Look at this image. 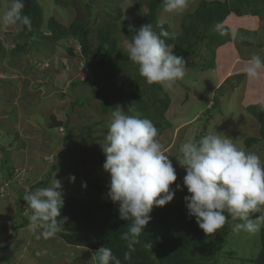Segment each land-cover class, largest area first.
<instances>
[{
  "label": "rangeland",
  "instance_id": "rangeland-1",
  "mask_svg": "<svg viewBox=\"0 0 264 264\" xmlns=\"http://www.w3.org/2000/svg\"><path fill=\"white\" fill-rule=\"evenodd\" d=\"M224 1L189 0L188 7L180 14L165 13L160 6L154 29L157 32L165 27L175 39L180 34L182 18L193 13L200 3ZM9 2L0 0V13L6 10ZM35 2L41 10L44 26L49 19H54L68 27L76 18L75 2L88 3L87 8L90 9L83 7L82 20H89L88 27L93 31L99 30L105 22L115 25V18L119 54L116 65L124 67L118 79L128 83L135 79L137 65L128 58L126 49L135 29L140 27L144 11L137 0ZM254 3L248 0L249 10L255 8ZM256 7V15L230 14L221 25L229 29L231 37L223 45L215 47L214 67L207 66L211 56L208 57L209 52L203 47L200 56L185 65L187 70L182 80L171 87L154 83L161 87V93L169 97V108L163 118L171 127L158 139L176 169L177 180L170 187L175 189L179 184L182 188L175 192L173 200L168 203L170 205L183 204L184 197L188 195L183 187L186 172L179 164V149L190 138L199 139L215 129L237 140V143L242 141L246 150L258 153L264 160V140L250 148L245 145L247 139L259 138L263 121L259 115L264 112V76L251 80L244 73L245 62L253 54L264 57V8L261 5ZM125 23L130 26V41L124 35ZM17 46L24 49L14 53ZM69 46L75 48L77 56L68 55ZM79 54L74 41H59L53 48L43 50L36 42L27 45L25 41H19L12 26L0 28V146L5 150L3 154L0 152V248L10 244L6 254L0 251V264H97L92 259L95 252L68 247L58 238H45L39 232L33 233L29 226L16 229L17 225L27 221L25 217L20 219L16 209L19 199L24 200L26 190L40 188L37 183L41 181L47 187L53 178L61 179L63 200L77 198L113 203L107 196L108 189L96 191L85 182L90 178L102 181L103 186L110 183V176L102 167L106 158L102 147L111 115L101 114L99 99L72 106L75 99L89 98L93 88L83 83L86 73ZM109 76L116 81L117 76L113 73ZM103 79L99 81L100 85ZM216 100L219 101L218 106L207 111ZM54 120L65 124L67 131L66 127L51 128ZM90 126H94V140L84 144L81 137L86 136ZM64 138L68 139V149L60 159L58 155ZM5 158L7 167L3 161ZM2 161L4 169L11 175L9 180L3 174L5 170H1ZM53 165H57L56 170L49 174ZM86 172L90 174L85 175ZM69 176H75V181L70 182ZM85 183L86 187H82ZM262 213L264 206L259 214ZM231 222V232L220 249L217 264H247L245 260L254 259L259 252V230L236 233L233 226L241 221L231 217Z\"/></svg>",
  "mask_w": 264,
  "mask_h": 264
},
{
  "label": "clouds",
  "instance_id": "clouds-1",
  "mask_svg": "<svg viewBox=\"0 0 264 264\" xmlns=\"http://www.w3.org/2000/svg\"><path fill=\"white\" fill-rule=\"evenodd\" d=\"M188 3L189 0H163L161 6L165 13L180 14ZM24 9L25 0H10L6 10L0 13V28L12 26L17 32L30 31L32 20L24 14ZM216 29L221 35L226 34L221 25L217 24ZM169 35L166 30L157 33L151 24H144L135 29L127 45L128 58L149 84L171 87L186 74L185 59L174 53L173 45L166 43ZM244 73L251 80L264 76V57L253 54L245 62ZM158 137L154 123L138 113L132 114L131 107L125 110L117 105L112 111L102 147L106 157L102 167L110 176L107 196L119 204V218L132 221L121 237L129 249L125 259L130 258L135 245L140 243L153 207L165 206L173 200L176 191L182 190L179 184L175 189L170 187L177 180L176 169ZM179 151V164L186 172L183 187L188 193L184 197L187 215L195 218L198 227L206 235L216 233L228 222L227 212L233 220L241 221L233 226V232H257L264 224V213L253 218L264 206L261 156L246 150L242 141L237 143L215 129L199 139H188ZM68 179L74 182L75 176ZM63 195L62 181L56 178L50 186L26 190L24 201L32 209L29 229L33 233L49 238L61 231L67 220L61 217ZM92 259L97 264H121L111 248L105 246Z\"/></svg>",
  "mask_w": 264,
  "mask_h": 264
},
{
  "label": "trees",
  "instance_id": "trees-1",
  "mask_svg": "<svg viewBox=\"0 0 264 264\" xmlns=\"http://www.w3.org/2000/svg\"><path fill=\"white\" fill-rule=\"evenodd\" d=\"M247 2L248 0H236L235 2L226 0L222 3H200L193 13L182 18L180 34L175 39L169 35L165 38L166 43L174 46V53L182 56L186 61V65L189 62L193 63V58L200 56V51L204 47L209 52L208 57L211 56L207 66L214 67L216 63L215 47L223 45L224 41L229 40L231 37L228 28L222 27L226 34L221 35L217 31L216 25H222L230 14L235 16L243 14L256 15L257 5L264 8V0H250V2H255L253 10H249ZM162 3L163 0H137V4H141L144 8L140 26L151 24L155 31L153 24ZM74 7L77 10L76 18L68 27L59 24L54 19H49L46 26H44L41 10L35 0H25L24 14L31 17L32 26L30 31L27 29L22 32L16 31L18 40L25 41L27 45L30 42H36L37 46L43 50L53 48L59 41L76 42L80 52L79 57L84 63L86 73L83 83H88L93 88L89 98L86 100L75 99L72 106L77 104L81 106L90 99H99L102 115H111L117 105L122 106L125 110L131 107L132 114L138 113L142 117L150 119L157 127L159 137L164 136V133L171 126L163 118L169 108V97L161 93V87L156 86L154 83L148 84L139 74L138 66L135 79L131 83L118 79V74L123 71L124 67L122 64L116 65L119 59L115 33L116 19L113 18L115 25L106 24L105 22L99 30L93 31L88 27L90 21L86 20L84 22L82 20L83 7L87 8L88 3L75 2ZM91 18L94 17L91 16ZM161 29L166 30L165 27ZM123 30L125 37L130 41V26L128 23L123 24ZM243 42L253 45L251 42ZM17 47L13 50L14 53L24 49L23 47ZM67 52L70 57L77 56L76 50L72 46L67 48ZM112 73L117 76L116 81L110 78L109 75ZM103 77V84L100 85L99 81ZM146 83L149 85L148 87H145ZM218 103L219 101L216 100L213 107L207 111L216 108ZM259 116L260 120H263L260 123L259 138L247 139L245 145L248 148L264 140V112ZM58 127H66V125L54 120L51 128ZM93 127H88L86 136L81 137L84 144L93 142ZM67 149L68 139L64 138L62 149L58 155L60 159H62ZM0 152L2 154L5 152L1 146ZM3 161H5L7 167V159L5 158ZM3 161L1 170H5L3 174L9 180L11 175L4 169ZM56 166H52L49 174L56 170ZM86 174L89 175L90 173L86 172ZM85 182L96 191L109 190L108 186L101 185L102 181L86 178ZM44 186L46 184L43 181L37 183V187ZM17 206L16 209L20 213V219L22 217L27 219L23 224L17 225L16 229L19 230L29 226L32 209L21 198ZM118 208V203H95L81 201L77 198L65 199L61 217H66L67 220L62 225L61 231L53 238L60 239L68 247L85 249L89 252H96L102 246L109 247L114 255L120 259L121 264H217L220 249L226 244V239L232 227L231 215L226 212L228 222L223 228L212 235H206L198 227L195 218L187 215L185 202L181 205L166 204L163 207H153L150 213V222L145 226L140 243L135 245V250L130 253V258L125 259V253L129 249L127 248V242L121 237L124 232L128 231L132 221L121 220ZM26 209H29V213H26ZM258 215L261 214H253V218ZM145 242L149 243L151 247L146 246ZM259 243L260 248L257 256L254 259L245 260L247 264H264V224H261L259 228ZM8 246L1 247L0 251L5 253ZM227 255L231 256V253L227 252Z\"/></svg>",
  "mask_w": 264,
  "mask_h": 264
},
{
  "label": "crops",
  "instance_id": "crops-1",
  "mask_svg": "<svg viewBox=\"0 0 264 264\" xmlns=\"http://www.w3.org/2000/svg\"><path fill=\"white\" fill-rule=\"evenodd\" d=\"M26 228H28V227H26ZM21 230H22V229H21ZM6 236L8 237L9 235H8V234H6ZM6 236H4V238H6ZM1 242H2V241H1ZM22 254H23V252H22ZM23 257H24V256H23ZM23 257H22V258H23Z\"/></svg>",
  "mask_w": 264,
  "mask_h": 264
}]
</instances>
